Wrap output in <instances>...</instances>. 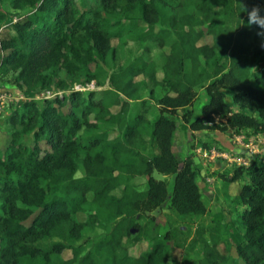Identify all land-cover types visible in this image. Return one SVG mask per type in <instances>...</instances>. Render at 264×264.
I'll use <instances>...</instances> for the list:
<instances>
[{
    "label": "trees",
    "instance_id": "16d2710c",
    "mask_svg": "<svg viewBox=\"0 0 264 264\" xmlns=\"http://www.w3.org/2000/svg\"><path fill=\"white\" fill-rule=\"evenodd\" d=\"M7 3L18 15L13 21L0 11V20L12 31L0 40V53H4L0 67L15 72L24 91L67 90L71 83L84 81L106 82V86L82 95L72 90L62 98L44 99L43 106L26 101L22 109L27 115L14 112L13 122L18 119L24 131L33 129V146H22L20 133L14 131L0 153V264H165L164 240L172 239L176 247H183L185 241L175 231L155 233L153 217L146 212L166 199L179 216L206 211L192 160L184 159L180 167L172 151L176 129L172 116L183 110L187 122L193 114L195 89L205 84L209 99L190 124L193 129L203 128V122L216 114L225 116L233 130L264 133V67L253 71L246 59L252 33L246 13L254 4L264 8V0ZM139 20L148 25L143 31ZM205 24L210 45L198 44L203 35L198 27ZM129 33L147 44L127 65L107 73L96 61L107 63L116 51L112 40L121 42ZM165 46L168 52L158 67L161 54L155 51ZM59 68L71 83L57 76ZM157 89L164 90L158 98ZM222 89L231 92V103ZM146 90L160 110L151 129L140 114L129 115L131 102L141 101ZM91 115L97 122L115 126L118 134L110 138L105 132L85 142L78 132L82 125H91ZM78 168L83 176L75 175ZM155 172L173 176L170 190L168 181L156 179ZM141 176L147 177L144 190H138L134 181ZM224 179L241 183L234 201L243 206L245 232L236 245L237 255L244 264H264V163L253 160L244 173L236 170ZM118 188L121 193L115 195ZM31 208L37 212L33 214ZM79 211L90 216L86 225L101 230V236L83 239L75 221ZM125 238L147 241L148 250L131 255L122 246ZM219 240L215 227L210 228L208 239L204 229H197L190 249L202 245L199 264L227 262L217 251ZM65 251L70 257L63 255Z\"/></svg>",
    "mask_w": 264,
    "mask_h": 264
},
{
    "label": "rangeland",
    "instance_id": "374dc122",
    "mask_svg": "<svg viewBox=\"0 0 264 264\" xmlns=\"http://www.w3.org/2000/svg\"><path fill=\"white\" fill-rule=\"evenodd\" d=\"M0 11L7 18H13V21H16L14 17L18 13L10 9L7 0L0 3ZM4 23L5 20H0V40L8 38L12 33ZM138 23L141 31L148 27L143 20H139ZM198 29L203 34L198 44H212V37L207 29V24L198 27ZM251 32L246 59L248 62H251L252 70L258 71L264 67V47H262L264 38L257 36V29L255 28H252ZM145 44L147 43L141 42L134 33L127 34L121 42L113 39L112 45L116 48L115 54L107 58V63L103 59H98L96 64L104 65L107 73L118 70L139 54ZM157 52L161 54V59L158 62V67H161L164 57L168 52V47L165 46L159 51L156 50L155 53L157 54ZM0 54L4 56L3 52ZM14 73L13 71H5L0 67V94L4 97L3 107L0 108V153L5 151L10 141V135L14 131L20 133L19 139L22 146L26 148H32L33 146V129L24 131L25 126L19 123L18 119L16 122L12 120L15 111L19 113L23 111L26 115L28 114L22 109L24 102L31 100L35 101L37 105L43 106L44 99H54L55 96L62 98L72 90H77L82 95L90 90H101L106 86V82H100L99 85L94 81L71 83V79L70 77L68 78L65 70L59 68L55 71L57 76L60 79L70 80L71 84L67 90L50 87L35 90L34 92H27L23 90L24 88L20 87ZM157 77L159 80L162 78L161 71L157 73ZM223 91H225L224 99L231 103V92L225 89ZM163 93L164 90L157 89L156 98L160 97ZM141 98V101L131 102L129 115L130 118H134L140 114L146 121V128L151 129V124L160 113L159 106L156 100L150 97L148 90L142 92ZM208 99L205 84L197 87L191 107L193 114L187 118V122L185 121L186 117L183 116V110H178L177 115L172 116L177 126L172 139V151L179 158L180 167L184 159L190 158L192 160L201 198L206 207L205 213L201 215L179 216L171 209L168 199L160 206L146 212L147 215L153 217V230L155 233L163 235L166 232L175 231L177 238L185 241L183 247H176L172 239L164 240L168 254L165 264H199V260L204 254L202 245L197 244L192 250L190 249V242L196 237L198 228L204 229V237L208 239V232L212 227H215L220 235L216 248L221 257L226 259L227 262L225 264H231L233 260H236V264H244L236 252V245L242 242L245 232L241 221L243 206L234 201V197L240 191L241 183L240 181L229 182L224 177H232L236 170L244 173L245 168L253 160L258 163H264V133H256L251 129L233 130L227 126L225 116L216 114L209 121L203 122V128L193 129L190 124L200 116L201 108L208 102ZM232 106L234 109H238L237 105L232 104ZM62 110L66 111L67 106L63 107ZM165 114L171 116L170 114ZM89 121L91 125H82L78 132V136L85 139V142L95 137H102L105 132H109L110 138L118 134L115 126L102 121L97 122L94 120L93 115L89 117ZM144 139L146 141L145 149L148 150L149 139L147 134L144 135ZM75 175L78 177L83 176L82 168H78ZM153 175L156 179H166L168 181V189H171L173 176L165 177L157 172ZM134 181L138 190L146 188L147 177L141 176ZM113 193L120 195L121 188L114 190ZM21 207L26 208L24 205H21ZM31 211L33 214L37 212L33 208H31ZM33 214L25 220L26 223L31 219ZM89 217L83 211H79L75 217L81 234L84 235L83 239L86 238L87 242L91 238L102 235L101 230L90 228L86 225ZM122 246L131 255L139 256L148 250L149 244L147 241L134 243L132 240L125 238L122 241ZM85 252L82 253V256ZM63 255L68 258L71 254L69 251H65Z\"/></svg>",
    "mask_w": 264,
    "mask_h": 264
},
{
    "label": "clouds",
    "instance_id": "9594fccd",
    "mask_svg": "<svg viewBox=\"0 0 264 264\" xmlns=\"http://www.w3.org/2000/svg\"><path fill=\"white\" fill-rule=\"evenodd\" d=\"M247 23L250 28L257 29V36L264 38V8L259 4H254L247 10ZM264 47V43H262Z\"/></svg>",
    "mask_w": 264,
    "mask_h": 264
},
{
    "label": "built area",
    "instance_id": "2783aa9c",
    "mask_svg": "<svg viewBox=\"0 0 264 264\" xmlns=\"http://www.w3.org/2000/svg\"><path fill=\"white\" fill-rule=\"evenodd\" d=\"M3 101H4V97L3 95L0 94V108L3 107Z\"/></svg>",
    "mask_w": 264,
    "mask_h": 264
},
{
    "label": "crops",
    "instance_id": "0c3cea01",
    "mask_svg": "<svg viewBox=\"0 0 264 264\" xmlns=\"http://www.w3.org/2000/svg\"><path fill=\"white\" fill-rule=\"evenodd\" d=\"M176 129H177V126H176ZM176 129H175V131H176ZM175 131H174V133H175ZM139 243V242H138Z\"/></svg>",
    "mask_w": 264,
    "mask_h": 264
}]
</instances>
